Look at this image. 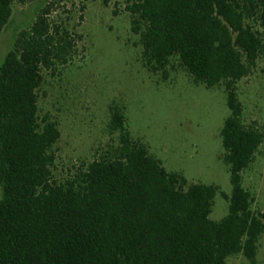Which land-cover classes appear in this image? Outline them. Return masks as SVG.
I'll return each instance as SVG.
<instances>
[{
  "label": "trees",
  "instance_id": "1",
  "mask_svg": "<svg viewBox=\"0 0 264 264\" xmlns=\"http://www.w3.org/2000/svg\"><path fill=\"white\" fill-rule=\"evenodd\" d=\"M17 1L28 0H0V36ZM54 4L39 0L21 13L0 63V264H227L238 253L257 264L264 210L253 208L243 173L264 131L243 122L238 83L264 56V0L126 6L148 66L164 70L179 58L197 83L226 91L232 113L222 135L233 190L221 192L229 212L220 221L211 218L219 187L169 172L132 138L118 108V147L57 176L61 131L41 118L40 91L45 71L74 60L78 35L52 19Z\"/></svg>",
  "mask_w": 264,
  "mask_h": 264
},
{
  "label": "rangeland",
  "instance_id": "2",
  "mask_svg": "<svg viewBox=\"0 0 264 264\" xmlns=\"http://www.w3.org/2000/svg\"><path fill=\"white\" fill-rule=\"evenodd\" d=\"M39 0L14 4L13 18L0 36V63L12 48L15 21ZM52 19L78 36L75 58L44 72L40 91L41 118L58 123L56 174L67 177L96 155L116 149L120 131L112 128L115 109L126 115L133 139L149 146L169 172L183 174L190 184L219 187L211 218L229 212L230 166L224 161L223 128L232 111L222 86L197 83L179 58L164 70L147 65L142 36L133 30L130 0H51ZM117 11V13H115ZM11 45V47H10ZM10 47V48H9ZM9 48V49H7ZM243 122L264 131V56L238 83ZM253 208L264 210V143L243 173ZM257 264H264V234ZM227 264H250L243 253Z\"/></svg>",
  "mask_w": 264,
  "mask_h": 264
}]
</instances>
